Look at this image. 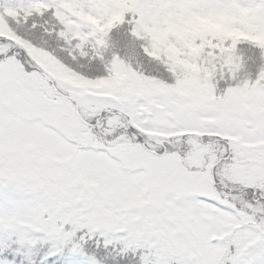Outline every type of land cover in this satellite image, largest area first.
<instances>
[{"label": "snow or ice", "instance_id": "6c2138e0", "mask_svg": "<svg viewBox=\"0 0 264 264\" xmlns=\"http://www.w3.org/2000/svg\"><path fill=\"white\" fill-rule=\"evenodd\" d=\"M0 264H264V0H0Z\"/></svg>", "mask_w": 264, "mask_h": 264}]
</instances>
